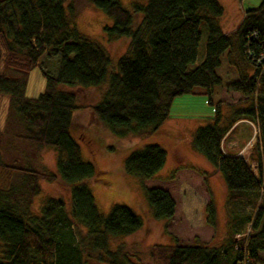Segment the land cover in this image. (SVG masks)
<instances>
[{"label":"trees","instance_id":"16d2710c","mask_svg":"<svg viewBox=\"0 0 264 264\" xmlns=\"http://www.w3.org/2000/svg\"><path fill=\"white\" fill-rule=\"evenodd\" d=\"M73 1L0 0V96L9 98L10 113L23 123L26 135L20 139L54 151L57 167L46 175L9 167L0 152L1 168L28 176L20 195L30 197L20 206L15 189H0V264H88L93 254L103 264H140L123 244L110 249L109 237L133 235L144 221L125 205H114L107 216L99 212L90 189L99 181V169L83 159L73 135L74 113L86 108L93 123L126 139L108 146L115 152L158 132L176 98L190 94L208 96L213 106L214 115L194 131L192 145L225 181L229 233L213 245L175 239L173 245L153 246L152 263L264 264V65L253 60L260 53L256 44L264 40V0L245 11L229 35L221 26L225 10L219 0H139L132 11L120 0H88L112 20L104 27L108 45L127 41L118 60L107 46L79 32ZM256 33L257 40L251 38ZM237 43L246 69L228 86L241 93L242 105L222 110L212 99L221 85L217 71ZM42 58L47 64L55 60L56 68H44ZM38 67L47 87L31 99L26 96L28 75ZM102 86L100 103L77 105L76 89ZM240 121L257 125L259 137L247 156L229 155L223 145ZM167 159L161 146L148 145L126 157L124 170L145 182L161 172ZM41 177L60 181L70 200L50 197L33 211ZM147 194L157 219L173 218L176 205L168 191L147 188ZM207 215L216 230L213 205Z\"/></svg>","mask_w":264,"mask_h":264},{"label":"rangeland","instance_id":"374dc122","mask_svg":"<svg viewBox=\"0 0 264 264\" xmlns=\"http://www.w3.org/2000/svg\"><path fill=\"white\" fill-rule=\"evenodd\" d=\"M120 1L126 9L131 11L135 4L141 2L139 0ZM262 1L245 0L239 3L238 0H219L225 10L221 19L223 32L228 35L234 33L240 26L246 9L258 8ZM73 4L75 8L73 20L79 32L107 46L114 60H118L127 49V41L122 40L114 45H108L104 27L112 24V20L103 12L96 10L88 0H74ZM41 61L44 63V68L54 69L55 60L48 62L49 64L46 59L42 58ZM245 69L246 63L242 61L237 43L234 49L232 48L222 57V65L217 71L221 85L217 86L216 93L212 95L215 105L220 104L221 109L224 110L242 105L241 93L230 90L228 85L237 81L238 72L245 71ZM46 87L47 80L43 76L41 67L29 73L26 89L28 98H39L45 92ZM76 92L79 95L78 106H93L102 100L105 87L76 89ZM209 99L205 95L193 94L176 98L171 107L169 119L158 132L139 139L134 148L117 149L115 152H110L108 146L119 141L124 142L126 139L112 136L101 123H93L90 111L86 108L74 113L73 135L81 146L83 159L94 163L99 169V181L90 183L99 212L107 216L114 205H125L144 221L143 228L133 235L109 237L111 250L115 251L120 244H123L133 261L140 264H153L150 258L151 248L156 245H170L171 237H175L184 245H193L198 242L213 245L222 236L226 225L220 223V219L224 220L225 215L221 212L218 216L217 213L218 228L215 230L209 223L207 207L212 205L209 192H211L212 200L218 205L224 199V192L217 189L210 191L206 187L205 177L198 175L196 170L206 171L205 168L213 166L195 151L192 145L194 131L214 115L213 106L208 103ZM250 128L249 130L247 125L243 124L236 132L238 139L246 144L245 151L241 153L244 156L249 154L259 137L258 126L250 123ZM25 135L23 123L15 113H10L9 98L0 96V152L3 163L18 169L28 167L45 175L56 173V153L50 148H39L20 139ZM148 145L161 146L166 150L168 159L165 168L159 174L143 182L141 178L125 172L124 161L131 153L142 150ZM172 169L178 172L176 178L171 180L174 182L168 183L167 187L170 189V195L175 199L177 214L172 220L167 221V219L155 217V210L149 202L147 188L164 189L163 184L155 180L170 177V172L173 173ZM27 179L28 176L20 170H5L0 167V189L4 191L15 189L17 191L16 201L20 206L30 200L28 194L27 197L20 195L21 191H24ZM38 182L39 193L32 201L33 211L50 197L60 198L66 202L70 200V191L60 181H50L46 177H41ZM249 231L250 228L247 233ZM236 238L238 239L239 235ZM241 241L242 244L245 242ZM88 264L103 263L96 261L93 254Z\"/></svg>","mask_w":264,"mask_h":264},{"label":"crops","instance_id":"0c3cea01","mask_svg":"<svg viewBox=\"0 0 264 264\" xmlns=\"http://www.w3.org/2000/svg\"><path fill=\"white\" fill-rule=\"evenodd\" d=\"M239 2V1H238ZM245 2V0H243L242 2H239V3H243ZM263 2V1H262ZM250 8H247L246 10H248ZM244 19V16H242V20ZM242 22V21H241ZM224 110V109H222ZM225 110H228L225 109ZM247 125V128L250 130V123H248L247 121H240V122H237L235 127H234V132L233 134L225 141L224 145H223V149L224 151L229 154V155H242L241 153L245 151V147H246V144L245 142H243V140H240L238 139V136L236 134L238 128L241 126V125ZM240 143V144H239ZM240 145V146H239ZM240 148H242L241 150H239ZM250 150V149H249ZM250 152V151H249ZM209 166V165H208ZM165 168V167H164ZM205 170H203L202 172H207L208 174L204 175L202 173H198V175H202L205 177V182H206V187L211 191V190H214V189H217L221 192H224V199H222L220 201V205H218L217 203H215V201L212 200V197H211V192H209V196L211 198V204L214 206V208L217 210V213H218V216L219 214L222 212L224 215H225V219L224 220H221L220 218V223H224L226 225L225 229H224V232L222 234L221 237H224L226 235H228L229 233V228H228V222H229V217L227 215V207H226V201H227V195H228V192H227V186L225 184V181L222 177V175L220 174V172H218L214 167H207L205 168ZM182 170V169H181ZM180 170V171H181ZM173 171V169H172ZM171 173V172H170ZM159 176V175H158ZM170 176V174H169ZM170 177L166 178V179H156L155 181H160L162 184H163V187H164V190H168L170 192V189L167 187L168 186V183H171V182H174V181H171L172 179H169ZM165 184V185H164ZM167 184V185H166ZM174 199V198H173ZM175 200V199H174ZM177 211H175V215L177 214L176 213ZM175 215L173 216V218L175 217ZM172 218V219H173ZM170 219V220H172ZM170 220H167V221H170ZM172 239V243L170 245H173L174 244V241H175V237H171ZM170 239V240H171Z\"/></svg>","mask_w":264,"mask_h":264},{"label":"built area","instance_id":"2783aa9c","mask_svg":"<svg viewBox=\"0 0 264 264\" xmlns=\"http://www.w3.org/2000/svg\"><path fill=\"white\" fill-rule=\"evenodd\" d=\"M251 38H256V40L258 39V33H256V34H254V35H252L251 36ZM263 39H264V37H263ZM251 44H250V41L248 42L247 41V44H246V48H248L249 49V46H250ZM256 49H260V53H259V56H258V58H256V59H254L253 58V60L255 61V63L257 64V65H261V64H263L264 65V40L263 41H258V43L256 44ZM251 51H250V49H249V51H248V53L251 55V53H250Z\"/></svg>","mask_w":264,"mask_h":264},{"label":"bare ground","instance_id":"6f19581e","mask_svg":"<svg viewBox=\"0 0 264 264\" xmlns=\"http://www.w3.org/2000/svg\"><path fill=\"white\" fill-rule=\"evenodd\" d=\"M166 191H168V190H166ZM169 192V191H168ZM170 193V192H169Z\"/></svg>","mask_w":264,"mask_h":264}]
</instances>
